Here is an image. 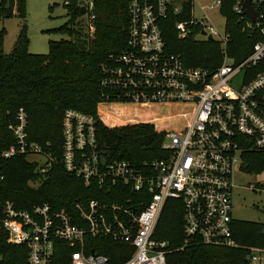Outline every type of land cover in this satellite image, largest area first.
<instances>
[{"label": "built area", "instance_id": "1", "mask_svg": "<svg viewBox=\"0 0 264 264\" xmlns=\"http://www.w3.org/2000/svg\"><path fill=\"white\" fill-rule=\"evenodd\" d=\"M79 1L88 8L85 18L92 33L93 1ZM126 1V46L99 66L101 102L142 108L184 104L188 112L180 114L179 127L165 135L162 149L169 156L151 163L148 174L128 161L104 160L97 145L96 118L66 110L61 121L63 168L86 185L117 188L120 195L112 202L77 201L78 225L64 210L55 211L48 204L25 210L0 201V239L25 247L27 264H110L108 256L94 249L96 240L131 248L124 264H166V243L154 235L168 199L182 202L186 244L241 248L233 237L232 175L245 151L264 150V0H250L254 24L244 14V0L232 5V13L248 21L243 30L262 36L240 61L227 54L225 26L221 31L208 24V11L226 21L221 0L199 6L200 18L194 16L195 0ZM186 3L191 6L189 18L174 26L178 38L209 42L211 36L222 53V62L214 70L186 67L178 56L166 52L161 24L170 16L186 15ZM26 120L20 109L17 123L8 127L14 145L0 150V185L5 180L4 163L11 158L27 157L41 175L54 162L38 144L27 140ZM127 192L130 198L123 199ZM241 249L247 252L249 264H264V249Z\"/></svg>", "mask_w": 264, "mask_h": 264}, {"label": "trees", "instance_id": "2", "mask_svg": "<svg viewBox=\"0 0 264 264\" xmlns=\"http://www.w3.org/2000/svg\"><path fill=\"white\" fill-rule=\"evenodd\" d=\"M95 16L93 32L81 25L88 13L79 0H66L63 7L68 21L53 30L67 39L50 41L46 55L28 53V40L23 32L11 51L4 53L0 33V150L14 145L10 125H15L17 112L27 117V140L38 144L54 162L41 175L27 157L11 158L4 163L5 180L0 185V201L14 202L16 207L29 210L34 205L48 204L53 210H64L74 218L77 201L101 200L112 202L120 195L117 188L110 191L95 183H86L67 173L61 164L63 141L61 121L66 110H74L96 118V139L99 154L110 161H128L146 169L151 163L167 159L162 149L165 135L172 129H160L156 117L140 119L132 115L120 122L124 109L100 100L99 66L108 56L117 55L126 46L127 1L92 0ZM236 0H221V13L226 19L228 34L226 51L230 58L240 61L249 55L253 45L262 39L258 31L243 30L246 18L232 13ZM26 0H0V18L17 16L25 19ZM190 4H184L186 15L170 16L161 24L166 52L180 58L189 68L214 70L222 62L221 47L216 42L196 41L193 37L178 38L175 23L189 18ZM52 11V8H49ZM100 108V109H99ZM100 110L105 114L104 119ZM117 118V119H116ZM239 171L246 175L264 172V150L249 149L241 156ZM127 192L123 199L130 198ZM155 239L166 243V264H249L247 252L241 248L264 249V224L234 221L233 237L241 248L205 246L185 243L183 207L180 200L168 199L155 227ZM94 249L109 257L110 264H124L131 256L127 245L95 241ZM64 255V251L57 254ZM0 264H27V249L0 239Z\"/></svg>", "mask_w": 264, "mask_h": 264}, {"label": "rangeland", "instance_id": "3", "mask_svg": "<svg viewBox=\"0 0 264 264\" xmlns=\"http://www.w3.org/2000/svg\"><path fill=\"white\" fill-rule=\"evenodd\" d=\"M196 10L194 16L202 17L199 13V6H210V0H195ZM66 0H26L25 19L13 16L10 19L0 18V33H2V49L4 53H9L21 32L28 40V53L32 55H46L50 41L58 42L67 39L66 36L54 33L68 21L66 10L63 7ZM52 8V11L49 8ZM206 15L215 26L223 31L224 19L217 13L208 11ZM80 23L87 31V21L85 16L80 19ZM124 109V114L117 119L120 122L126 121L134 116L141 119H151L156 117V125L160 129H175L179 127L181 119L179 115L187 113L184 104L159 105L154 104L150 108H142L136 105L118 106ZM100 109V108H99ZM100 115L104 119L105 114L100 110ZM33 159V158H29ZM233 188L231 192L232 218L236 221H248L264 224V172L260 175H246L238 170L232 175Z\"/></svg>", "mask_w": 264, "mask_h": 264}, {"label": "water", "instance_id": "4", "mask_svg": "<svg viewBox=\"0 0 264 264\" xmlns=\"http://www.w3.org/2000/svg\"><path fill=\"white\" fill-rule=\"evenodd\" d=\"M244 14L245 16L249 19V21L254 24L256 22V13L254 12V10L251 7V3L250 0H244ZM208 41L211 42L212 38L211 36H208Z\"/></svg>", "mask_w": 264, "mask_h": 264}]
</instances>
